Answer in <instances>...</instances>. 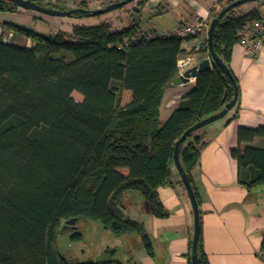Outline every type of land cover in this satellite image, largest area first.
I'll return each instance as SVG.
<instances>
[{
	"label": "trees",
	"instance_id": "16d2710c",
	"mask_svg": "<svg viewBox=\"0 0 264 264\" xmlns=\"http://www.w3.org/2000/svg\"><path fill=\"white\" fill-rule=\"evenodd\" d=\"M30 1L70 10L67 0ZM234 1L217 0L209 20ZM240 7L224 14L212 38L215 54L230 72L239 33L261 19L258 10L244 14ZM73 9L89 10L84 0ZM19 10L0 0V13ZM69 18L85 16L75 13ZM111 24L74 25L69 32L59 30L49 37L2 24L15 39H29L32 45L0 39V264H73L56 248L70 220H75L73 230L78 221L86 220L100 222L114 237L136 235L152 256L144 226L121 209L123 195L137 192L152 216L167 217L157 189L172 185L176 142L195 124L219 113L235 95L230 79L212 65L196 77L193 89L160 125L164 92L179 75L182 43L199 35L126 46L130 36L141 32L140 11L134 10L123 28ZM232 76L237 106L239 85ZM74 92L81 102L72 98ZM201 130L189 134L178 150L198 205L192 172L206 146ZM236 139L230 154L237 163V183L247 190L264 186V148L251 145L264 140V127L239 128ZM199 224L198 264H209L202 249L200 211ZM71 239L80 240L81 235L75 233ZM261 250L264 261V239Z\"/></svg>",
	"mask_w": 264,
	"mask_h": 264
},
{
	"label": "crops",
	"instance_id": "0c3cea01",
	"mask_svg": "<svg viewBox=\"0 0 264 264\" xmlns=\"http://www.w3.org/2000/svg\"><path fill=\"white\" fill-rule=\"evenodd\" d=\"M93 1L96 8H99L101 6L97 4L103 3L104 6L121 0ZM141 1L136 0L127 7L129 9L122 11H126L124 15H112V12L102 21L112 23L113 28H123L127 26L133 11L139 10L141 31L159 33L197 22H203L208 27L211 22L210 12L217 2L146 0L142 6H138ZM74 6L72 0H67L69 9ZM254 9L264 17V0L242 5L239 11L246 14ZM34 17L38 18V21L35 22ZM3 23L25 28L49 24L54 27L53 34L62 30L64 25L68 27L66 32L74 25H88L83 24L79 18L41 17L23 10L0 13V24ZM207 34L208 30L198 38L182 43L184 52L179 61H186L185 70L209 58L208 53L198 51L199 46L207 42ZM27 41L25 46L30 47L32 41ZM230 70L239 85L238 105L226 117L201 130L200 137L206 142V146L200 151L199 167L192 172L193 184L200 201L198 208L202 220V249L209 264H264L261 250L264 239V186L250 190L240 186L237 183V163L230 154V151L237 147L236 132L239 128L264 127V47L259 53L246 55L244 49L236 44L232 49ZM195 83L196 78H191L185 84H171L165 90L159 108L160 125L167 121ZM251 145L264 148V140L256 139ZM178 177L177 172L173 170L172 185L157 189L161 204L168 213L165 218L152 216L146 202L137 192H127L121 199L123 213L144 226L153 255L146 253L136 235L114 237L115 248L107 249L106 253L115 254L120 250L121 262H117L121 264H191L193 212ZM134 193L139 194L145 203L142 204Z\"/></svg>",
	"mask_w": 264,
	"mask_h": 264
},
{
	"label": "water",
	"instance_id": "95a60500",
	"mask_svg": "<svg viewBox=\"0 0 264 264\" xmlns=\"http://www.w3.org/2000/svg\"><path fill=\"white\" fill-rule=\"evenodd\" d=\"M9 3H12L15 5L17 8L23 11H30L34 12L46 17H59V18H67L72 16L75 13H81L85 17H96L100 15L107 14L109 12H112L114 10H117L119 8H122L129 3L135 1V0H122L120 2L112 3L108 6H106L103 9H98V10H86V9H70L68 11H56L52 9H48L45 7H42L35 2H32L30 0H4ZM259 0H237L231 3L229 6L225 7L222 11H220L215 18L212 19L208 26V34H207V42L202 43L199 46L198 51H203L208 53L209 58L204 59L199 61L196 65H194L191 68H188L183 72L182 75L178 76L174 81L173 85L177 86L180 84H185L189 81L191 78H196L199 74L208 71L211 69L212 65L218 66L223 73L230 79V81L234 85L235 89V95L233 99L227 103L223 109L212 116H209L197 124H195L193 127L188 129L182 136L181 138L176 142L175 147H174V153H173V160H174V167L177 171V174L182 182V185L185 189V192L188 196V199L190 201L191 207H192V212H193V220H194V231H193V240H192V251H191V264H198V253H197V244H198V238H199V232H200V224H199V208H198V203L193 191V188L191 186V183L185 174L180 160H179V155H178V150L180 147V144L186 139V137L196 131H199L221 119L227 116V114L235 107L236 102H237V89L235 86V82L233 79V76L229 69L224 65V63L217 57L213 50L212 46V38H213V33L218 25V23L222 20L224 14L229 11L230 9L242 6L247 3H253L257 2ZM75 224V220H70L67 223L64 224V227H71ZM63 227V228H64ZM63 228L61 229V232L63 231Z\"/></svg>",
	"mask_w": 264,
	"mask_h": 264
},
{
	"label": "rangeland",
	"instance_id": "374dc122",
	"mask_svg": "<svg viewBox=\"0 0 264 264\" xmlns=\"http://www.w3.org/2000/svg\"><path fill=\"white\" fill-rule=\"evenodd\" d=\"M135 1L129 3L128 5L122 8L112 11L113 12L112 15H124L126 11L125 12H122V11L129 9L127 7L132 5V3H134ZM85 3L89 10L103 9L106 6L110 5V4H106L102 6L103 3L102 5L97 4L98 6H101V7L96 8L97 6H95V1L92 2V0L91 1L87 0L85 1ZM112 12H109V13H112ZM27 13H34V12L27 11ZM107 14L96 16V17H85V18H79V19H81L83 24L95 25V24H99L102 21V19L106 17ZM36 15L44 17L43 15H40L37 13ZM118 19L119 18H115V20H118ZM22 28H25V27H22ZM61 28L62 30L66 31L68 27L64 25ZM25 29L34 31L37 34H41L46 37L52 36L54 32L53 31L54 27L49 24L41 25L40 27H37V28L36 27L35 28L26 27ZM163 32L165 31H161L159 33H163ZM11 42L18 43L19 45H23V46L28 44L27 39L19 40V39L13 38ZM72 98L78 103L82 101V97L76 92L72 94ZM134 194L139 197L142 204L145 203L142 200V198L139 196V194L137 193H134ZM75 226H76V230H73L70 227H66L63 230V232H61L58 235L56 239V248L61 257L67 259L69 262L73 264H83V263L102 264L110 260L121 262L120 250L119 252H115V254H110V253L105 252L107 249L115 248L114 243L116 239L110 232L103 229V226L100 222L80 220L76 223ZM75 233H78L81 235L80 240L71 239V236Z\"/></svg>",
	"mask_w": 264,
	"mask_h": 264
},
{
	"label": "built area",
	"instance_id": "2783aa9c",
	"mask_svg": "<svg viewBox=\"0 0 264 264\" xmlns=\"http://www.w3.org/2000/svg\"><path fill=\"white\" fill-rule=\"evenodd\" d=\"M46 3L54 4L61 0H42ZM74 3H79L83 0H72ZM208 27L203 22H197L196 24H183L176 27L170 31H165L163 33L157 32H146L141 31L137 35L130 36L126 41L128 42H138L145 41L149 42L158 38H179L185 39L189 37H194L200 35L201 33L207 32ZM263 33H264V17H261L258 21L253 22L250 26L246 27L239 33L238 45H240L246 55H252L259 53L263 50ZM14 38V33L11 30L4 31L2 24H0V39L9 43ZM186 68V61L178 62L179 75H182Z\"/></svg>",
	"mask_w": 264,
	"mask_h": 264
}]
</instances>
